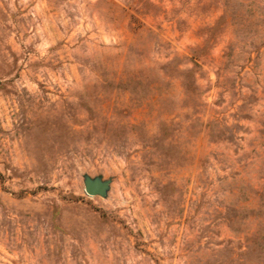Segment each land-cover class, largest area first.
<instances>
[{
    "label": "rangeland",
    "instance_id": "374dc122",
    "mask_svg": "<svg viewBox=\"0 0 264 264\" xmlns=\"http://www.w3.org/2000/svg\"><path fill=\"white\" fill-rule=\"evenodd\" d=\"M0 264H264V0H0Z\"/></svg>",
    "mask_w": 264,
    "mask_h": 264
},
{
    "label": "water",
    "instance_id": "95a60500",
    "mask_svg": "<svg viewBox=\"0 0 264 264\" xmlns=\"http://www.w3.org/2000/svg\"><path fill=\"white\" fill-rule=\"evenodd\" d=\"M83 184H84V192L89 197L105 198L109 190L110 181L102 180L99 177L96 178L85 177Z\"/></svg>",
    "mask_w": 264,
    "mask_h": 264
}]
</instances>
